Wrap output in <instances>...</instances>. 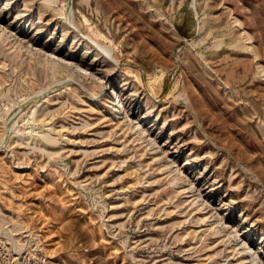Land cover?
<instances>
[{"label": "rangeland", "instance_id": "1", "mask_svg": "<svg viewBox=\"0 0 264 264\" xmlns=\"http://www.w3.org/2000/svg\"><path fill=\"white\" fill-rule=\"evenodd\" d=\"M0 28V264H264V0H0Z\"/></svg>", "mask_w": 264, "mask_h": 264}, {"label": "bare ground", "instance_id": "2", "mask_svg": "<svg viewBox=\"0 0 264 264\" xmlns=\"http://www.w3.org/2000/svg\"><path fill=\"white\" fill-rule=\"evenodd\" d=\"M2 34H5V32H4V30L2 29V28H0V37H1V35ZM8 35V34H7ZM53 57V56H52ZM52 57H51V60H52ZM49 58V57H48ZM47 58V59H48ZM54 58V57H53ZM50 59V58H49ZM60 60H62V58L60 59ZM51 62V61H50ZM52 63L54 64V66L55 67H57V68H59V69H61L62 71H64V70H66V69H69L70 71H71V73L73 74V73H78V74H80V75H86V73H84V71H81V70H83V69H77L76 67H75V65L74 66H72L68 61H58V59L56 60H52ZM78 67V66H77ZM86 72V71H85ZM72 92L74 93L75 92V89H72ZM117 103L118 102H113V107H112V110H117V112H118V108H117ZM120 113V112H119ZM117 120V119H116ZM121 121V120H120ZM125 121V120H124ZM116 126V125H115ZM150 146V145H149ZM152 147V146H151ZM193 200V199H192ZM195 203V202H194ZM197 210H201L202 211V206H200V207H198V208H196ZM206 212H204V213H202V215L201 216H198L197 218H196V221L197 222H205L206 221V219H208V218H206L207 216H206V214H205ZM219 231H218V229H215V232L214 233H218ZM232 253H236V254H238L239 255V257L236 259V261H238V264H252L253 263V260L251 259V260H249V261H247V259H248V255L247 254H245V249L244 248H242V247H237V243H235L233 246H232ZM244 254V255H243Z\"/></svg>", "mask_w": 264, "mask_h": 264}, {"label": "water", "instance_id": "3", "mask_svg": "<svg viewBox=\"0 0 264 264\" xmlns=\"http://www.w3.org/2000/svg\"><path fill=\"white\" fill-rule=\"evenodd\" d=\"M69 3H70V0H69Z\"/></svg>", "mask_w": 264, "mask_h": 264}]
</instances>
